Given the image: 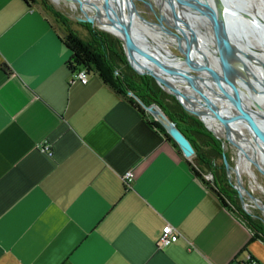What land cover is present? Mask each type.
I'll return each mask as SVG.
<instances>
[{"label":"crops","instance_id":"crops-1","mask_svg":"<svg viewBox=\"0 0 264 264\" xmlns=\"http://www.w3.org/2000/svg\"><path fill=\"white\" fill-rule=\"evenodd\" d=\"M60 35L36 2L0 0V264H264L171 140L73 76ZM165 222L179 235L159 245Z\"/></svg>","mask_w":264,"mask_h":264},{"label":"water","instance_id":"water-1","mask_svg":"<svg viewBox=\"0 0 264 264\" xmlns=\"http://www.w3.org/2000/svg\"><path fill=\"white\" fill-rule=\"evenodd\" d=\"M70 1H76L78 3L81 11L80 15L75 14L78 20L99 22L97 14L105 13L111 28L105 27L100 22L99 27L117 35L123 44L127 59L133 68L140 73H151L162 87H165V82L161 81L156 73L136 67L129 57V52L132 51L136 55L142 56L166 68L174 67L175 70L184 71L181 67L182 65L192 74V76H189L187 79L188 81L198 76L209 82H218L227 96L230 104L231 120L237 132L241 136L252 141L255 145L264 146V120L260 118V115L256 114L258 112L264 113V111L254 108L251 105L252 102L250 103V101H247L249 94L248 90L254 88L250 81V77L253 76L263 84L264 73L258 78V74L254 73L252 68L246 66L245 70L249 73V77V75H245L244 70L241 69L240 66L234 64L233 51L237 44L234 37L236 27L232 22L236 16L241 15L251 21L256 31L262 36L264 34V0H250L253 7L251 10H242L237 4L232 5L234 3L232 0H170L173 7H199V9L210 10L213 19V31L209 51L212 50L213 57H201V54L196 52L195 45L198 47L197 39L194 36L191 38L177 19L172 24L177 27L176 31L165 26L163 19L167 20V23H171L166 19L165 13L161 12L158 4L152 2L153 0L143 1L151 8L154 21L145 18L139 13L134 0H106L105 3L102 1L104 5L103 11L98 10V4L96 2L88 0L86 3L94 10L92 13L87 12L85 9L84 0ZM154 5H156L159 13L156 12ZM135 16H138L143 22L152 24L158 32L162 34L163 39L174 47L175 52H165L161 47V50H159L155 47L157 45L156 42L151 43V46L145 44V39L139 38V25L136 22L137 19ZM142 33H144L143 30ZM166 89L174 94L184 108L195 113L202 120L204 125L210 128L199 113L193 111L184 104L173 87H166ZM142 104L151 116L155 118L178 143L184 155L189 156L194 152V147L189 138L156 102H142ZM211 130L215 132L213 129ZM226 138L228 137L226 136ZM222 159L226 171L229 172L230 163L224 151H222ZM235 187L241 202L244 201L245 197H248L251 201L256 203L257 207L264 211V204L258 202L257 196L242 184L238 173Z\"/></svg>","mask_w":264,"mask_h":264},{"label":"trees","instance_id":"trees-1","mask_svg":"<svg viewBox=\"0 0 264 264\" xmlns=\"http://www.w3.org/2000/svg\"><path fill=\"white\" fill-rule=\"evenodd\" d=\"M24 1L32 5L38 0ZM39 2L42 9L49 12L54 21L59 23L57 26L61 30L60 38L70 51L66 64L71 73L80 67L96 73L117 94L135 106L149 125L156 127L183 154L178 143L147 113L142 104L156 102L175 121L194 147V161L183 154L193 173L216 194L221 203L234 210L253 233L264 240L263 215L257 208L246 210L242 207L237 190L228 179L222 151L230 164L231 159L229 152L223 148L222 139L213 134L195 113L184 108L174 94L162 88L153 75L136 71L129 63L117 35L88 21L80 22L86 29L82 35L73 27L72 19L51 2ZM5 67L8 68L7 65ZM217 157L221 158L219 164L214 162ZM204 167L212 173L211 178L201 175Z\"/></svg>","mask_w":264,"mask_h":264},{"label":"bare ground","instance_id":"bare-ground-1","mask_svg":"<svg viewBox=\"0 0 264 264\" xmlns=\"http://www.w3.org/2000/svg\"><path fill=\"white\" fill-rule=\"evenodd\" d=\"M87 1L88 0H84L83 2L85 8L88 5L86 3ZM91 1L98 4V10H104L102 1L105 3L106 0ZM155 2L164 9V11L161 12L165 13V17L171 22L177 19L183 25L187 34L191 38L194 36L197 39L198 47L195 45V49L197 53L201 54V57H213L212 50L209 51L213 31V19L210 10L199 9V7H173L170 0H155ZM232 2H234L232 5L237 4L242 10H251L253 8L250 0H232ZM97 16L102 25L111 28L105 13H98ZM136 22L139 25V38H144L145 44L151 46V43L156 42L157 45L155 47L159 50L162 48L165 52L171 51L169 48L170 46H168L169 43L163 39L162 34L159 35L160 37H156L148 31L150 27L155 28L152 24L143 22L141 19H137ZM232 22L236 27L234 37L237 44L233 51L234 64L240 66V68L244 70L245 75H249L245 70V67L249 66L253 69L254 73L258 74L257 77L260 78L264 73V34L261 36L256 31L252 22L241 15L236 16ZM142 30L144 33H142ZM129 57L134 65L139 68H147L146 70H153L161 81L165 82L170 88L173 87L184 104L190 107V109L193 108V111L199 113L211 129L222 134L225 133L229 139L237 143L242 157L239 159L236 166L238 172L241 163L245 165L250 175L255 176V172L250 166L251 161L264 172V146L255 145L252 141L246 139L237 132L231 120V110L227 96L218 82H209L202 77L196 76L194 77L195 79H192L194 84L197 85L195 87L187 80L192 74L182 65L181 67L184 71L175 70L174 67L166 68L142 56H138L132 51L129 52ZM160 69L172 73V76L162 75L159 71ZM174 79H178L179 82H174ZM250 81L256 89L251 88L252 92L250 91V94L252 96L248 95L247 101H250V103L252 102L251 105L255 104V108L257 107V109H262L264 111V83H260L259 80L253 76L250 77ZM201 96L209 99V102L213 104L215 113L198 102ZM258 115L264 120V113L258 112Z\"/></svg>","mask_w":264,"mask_h":264},{"label":"rangeland","instance_id":"rangeland-1","mask_svg":"<svg viewBox=\"0 0 264 264\" xmlns=\"http://www.w3.org/2000/svg\"><path fill=\"white\" fill-rule=\"evenodd\" d=\"M48 1L51 2L55 7L60 9L69 18L72 19L73 27H75V29H77V31L80 34H82V35L85 34L86 29H85L84 25H82L80 22H87V20L83 21V20H78L76 18L75 14H79V15L81 14V11L79 9L78 3L76 1H70V0H48ZM152 2H155V1L153 0ZM36 3H37V5H39L42 8V5L39 2V0ZM99 3H100V1H99ZM135 3H136V6H137L139 12L141 13V15H143L145 17H149L147 4L143 0H135ZM159 8H160L161 11H164V9L162 7H160V5H159ZM85 9L89 13H92L94 11L89 5H87ZM46 13L54 21V19L52 18V15L49 12H46ZM135 17L137 19H139L138 16H135ZM166 19H168V18L166 17ZM168 21L171 24L164 22L165 26H167L168 28L172 29L173 31H176L177 27L172 25V23L175 22V21L173 20L171 22L169 19H168ZM88 22H90V21H88ZM54 23H55V25H59V23H57L56 21H54ZM91 23H93L94 25H98L99 26V22H97V21H92ZM148 31L151 32L156 37L161 35V33H159L157 29L152 28V27L148 28ZM168 46H170L169 48H170V50L172 52H175V49H174V47L171 44H168ZM125 53H126V51H125ZM126 57H127V54H126ZM139 69L146 70L147 68L143 67V68H139ZM149 71L153 72V70H149ZM159 71L164 76H172L171 75L172 73H169V72H167L165 70L160 69ZM143 73H149V72H143ZM149 74H151V73H149ZM178 79H174V82H179ZM188 82H190V84L192 86H195V87L197 86L196 84H194V81L192 79H191V81H188ZM166 87L168 88L169 86L165 85V87H162V88H164L166 91H168L166 89ZM198 102H200V104L202 103L201 104L202 106L206 107L207 109H210L213 113H215V111L213 109V104L209 102V99L205 98L204 96H201L200 99H198ZM253 107L255 108V105ZM147 113L150 114L148 111H147ZM208 129L213 134H215L216 136H218V137H220L222 139L223 148L226 149L229 152L230 159H231V164H230V170H229V172H227V176H228V179L231 182V184L235 187L234 184L236 183V177H237V173H238L242 184L245 187H247L251 192H253L257 196V198H258L257 201L258 202H261V203L264 204V172L262 170H260V168L252 161L250 162V166L254 170L255 176L250 175L248 173V169L245 167V165H243L241 163H240V168H239V172H238V169L236 168V166H237V164L239 162V159L242 158V157H241V153H240V150L238 148L237 143L234 140L230 139L231 140L230 141L228 138H226L225 133L222 134V133L216 132V131L213 132L210 128H208ZM193 155L194 154L192 153L191 155H189V157L194 161V156ZM220 161H221L220 157H217V158L214 159L215 164H219ZM241 204H242V207L244 209H246V210H250V209H254V208L255 209L257 208V210L259 209L260 213L264 217V211L262 209H260L259 207H257L256 203L251 201L248 197H245L244 201Z\"/></svg>","mask_w":264,"mask_h":264},{"label":"built area","instance_id":"built-area-1","mask_svg":"<svg viewBox=\"0 0 264 264\" xmlns=\"http://www.w3.org/2000/svg\"><path fill=\"white\" fill-rule=\"evenodd\" d=\"M88 73L89 72L84 67L77 68L72 72L73 76L79 79L81 82H85L88 79ZM131 175H132L131 170H127L124 173V178L128 181L130 180ZM201 175L208 179L212 177V173L208 171L206 167H204L203 170L201 171ZM178 235H179V231L177 230V228L174 225H172L170 222H165L161 227L160 234L157 239V243L159 245L167 244L171 241L176 240ZM250 261H251L250 257H247L246 259H239L237 257H233L227 264H248ZM252 262H254V260H252Z\"/></svg>","mask_w":264,"mask_h":264},{"label":"flooded vegetation","instance_id":"flooded-vegetation-1","mask_svg":"<svg viewBox=\"0 0 264 264\" xmlns=\"http://www.w3.org/2000/svg\"><path fill=\"white\" fill-rule=\"evenodd\" d=\"M135 1V0H134ZM135 6H136V3H135ZM155 6V10H156V12L157 13H159L158 12V9H157V7H156V5H154ZM148 7V6H147ZM136 8H137V6H136ZM137 10H138V8H137ZM139 11V10H138ZM140 13V12H139ZM148 13H149V17H145V18H148L149 20H152V21H154V15H153V12H152V10H151V8L150 7H148ZM141 14V13H140ZM143 16V15H142ZM164 22H166L167 23V20H165V19H163V23ZM250 91L251 90H249L248 92H249V96H252L251 94H250ZM252 92V91H251ZM253 106L255 105V104H252ZM257 108V107H256ZM257 115H258V113H257Z\"/></svg>","mask_w":264,"mask_h":264}]
</instances>
